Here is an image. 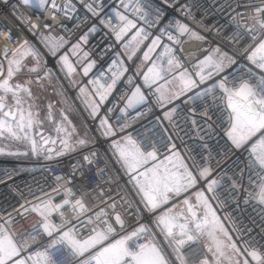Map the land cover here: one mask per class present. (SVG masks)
I'll return each instance as SVG.
<instances>
[{"label":"snow or ice","instance_id":"6c2138e0","mask_svg":"<svg viewBox=\"0 0 264 264\" xmlns=\"http://www.w3.org/2000/svg\"><path fill=\"white\" fill-rule=\"evenodd\" d=\"M2 2L7 4L9 0ZM105 2L64 0L58 4L56 0H18V4L40 11L43 29L66 28L65 21L74 15L80 16L81 9L84 12L81 19L87 27L71 43L64 36L46 35L40 30L41 25L30 26L33 36L56 57V69L48 66L42 52L28 39L15 51L4 50L0 56V144L8 142L5 146L9 149L17 145L24 148L23 151L9 150L7 155H32L49 162H59L65 156L79 153L91 168L95 164L91 156H99L102 142L105 159L114 158L119 165L120 179L127 176L125 184H131L135 191V196L129 193L127 201L120 199L121 210L135 216L136 227L125 231L126 222L121 212L116 211L115 200L119 197L112 195L111 185L115 182L119 190V180L113 181L111 177L100 180L96 185L82 188L77 197L68 185L75 182L76 172L84 165L73 164L69 176L61 173L54 177L55 181L64 182L57 183L51 193H44L47 199L31 193L37 202L18 200V206L11 211L0 206V264H55L51 253L60 247L75 257L66 264H187L185 247L195 244L202 248L201 264H264V243L245 239L246 230L231 215L221 216L219 212L230 197L237 209L252 205V210L264 217V0L259 3L227 0L224 5L235 4L232 19L236 32L232 43L241 34H248L255 39L251 47L238 48L234 53L221 52L219 46L205 49L208 54L190 67L184 66L182 58L177 59L181 37L206 38L180 18L191 15V6L186 0H160L154 11L146 0H117L111 15ZM248 3L254 4L253 16H247L244 11ZM12 7L15 10L17 6ZM43 14H47V19ZM58 17L61 19L57 24ZM101 27L112 33L124 51L114 53L102 70L93 72L97 61L91 59V53L83 45ZM7 39L9 42L16 39L11 30ZM65 45L70 47L58 55ZM141 46V62L133 75L125 79L129 67L122 57L127 54L126 59L131 61ZM157 49L162 51L157 53ZM70 55L76 58L75 63ZM165 57L167 69H162L159 61ZM149 62L147 71L141 73L140 68ZM76 65L81 66L83 77L92 73L86 84L75 79ZM164 70L171 74L170 80L162 75ZM57 73L77 90L76 99L95 130L86 122L83 129L77 127L70 119V110L57 109L51 100L41 106L33 85L52 87L57 96L66 93L63 83L53 86L54 79L60 81ZM20 75L29 79L19 81L16 78ZM106 76L111 81L108 84L101 82ZM136 76H140L142 83H136ZM161 80L165 82L159 83ZM120 85L129 88L130 95L118 108L114 93ZM220 100L227 110L225 151L234 154L235 170L231 166L222 171L215 169L211 151L206 157L201 156L200 162L193 159L189 165L176 141L183 142L180 134L188 136L191 132L201 140L205 136L210 138L214 128L209 123L212 105ZM202 147L209 149L207 143ZM2 154L5 151L0 146ZM255 169H259L255 175L260 180L253 186ZM105 170L98 168L97 175ZM100 184L108 187L89 197V188L98 189ZM59 197H64L62 202L54 203ZM109 206L115 212L113 216L108 214ZM68 209L75 214V222L63 215ZM57 211L65 221L59 226L50 219ZM32 213L41 219L27 231H39L40 235H28L18 242L11 225ZM118 230L124 234L110 240ZM41 236L47 239L42 240ZM140 239L145 242L137 243ZM130 242L134 246L130 247Z\"/></svg>","mask_w":264,"mask_h":264},{"label":"built area","instance_id":"2783aa9c","mask_svg":"<svg viewBox=\"0 0 264 264\" xmlns=\"http://www.w3.org/2000/svg\"><path fill=\"white\" fill-rule=\"evenodd\" d=\"M58 4H63L64 0H56ZM146 3H150L151 9L154 11L157 5L160 3V0H146ZM186 3H189L191 6V15L187 17H180L185 20L187 24L191 26L196 32L200 33L205 40H197L189 38L188 36L181 37L182 44L180 47V52L177 56V59L183 60L185 67H190L191 64L195 63L200 58L204 57L208 53L204 50H212L216 46L220 47L221 52L227 51L229 53H234L238 48L251 47L255 43V39L248 34H241L236 40L235 43H232L233 36L236 32L235 24L233 22V17L235 16V4L231 7H225L227 0H224L223 3H218V0H186ZM256 3H259V0H256ZM117 4V0H106L105 8L108 11V14L111 15V10L114 5ZM12 5H16L14 10ZM254 4L248 3L245 6L244 11L247 16H253L255 13L253 11ZM148 9L146 8L145 11ZM44 19H47V14H43ZM84 15L83 10L81 9L80 16H73V19L65 21L66 28H61L59 26H54L51 30L43 29V20L41 19V14L38 9H34L30 6H24L23 4H18V0H9L7 4L3 3L0 0V28L3 31H0V56L3 55L4 50L10 49L15 51L25 39H28L32 43L36 44L39 50L42 52L43 57L47 61L48 66L56 69V57L51 56L48 53L47 48L40 43L37 37L29 31V28L32 24L41 25V31L46 35L51 34L57 37L64 36L66 39L70 40L71 43H75L79 36L86 30V25L81 19ZM264 16V14H262ZM154 18V17H153ZM58 21L57 24L59 22ZM95 22V21H93ZM163 21H161V27L163 26ZM249 24L254 23V21H248ZM9 30L16 37L15 41L9 42L7 35ZM155 31V30H151ZM147 43V42H146ZM70 45H65L64 48L60 50L58 55L63 54L68 50ZM85 51L91 53V59L97 61V67L93 72H98L102 70L105 65L110 61V58L114 53L123 52L124 49L120 44L116 43L114 37L110 31L101 27L97 32L92 33L89 36V42L86 45H83ZM162 51V49H157V53ZM101 53H104L102 56ZM143 53V46L141 50L137 51L135 56L131 61L126 59V55L122 57L125 60V63L129 67V71L125 73V79L128 76L133 75L136 71V66L140 64L141 57ZM156 53L153 54L155 57ZM220 54L218 53L217 56ZM70 58L75 63V57L70 55ZM165 57L163 60L159 61L162 69H167ZM52 62V63H51ZM150 66V62L144 64L140 68V72H146L147 68ZM6 67V65H5ZM77 74L75 79L81 83H87V80L92 77V73L89 74V77H83L80 73V65H76ZM195 71V70H194ZM60 75V81H65L62 74ZM162 75L166 79H171V74L166 70L162 71ZM136 83H142L140 76L135 77ZM101 82L104 84L110 83V79L106 76L101 78ZM165 81L161 80L159 83L163 84ZM169 87H174V85H169ZM147 92V89H145ZM114 95L118 98V108L122 107L124 100L130 95V89L120 85ZM219 96V93H216ZM77 90L72 87H67V94H65L64 107L70 110V113L73 112V104H77L78 108L81 109L85 118L88 121V126L94 129L93 122L87 118V113L84 112L80 101L76 99ZM226 108L224 102L220 100L218 103L212 105V120L209 123L214 124V128L210 131L209 136H205L204 140L199 139V137L194 133H189L188 136H184L181 133L183 142L177 140L176 143L180 146V151L183 153L185 161L191 165L193 159L197 162H200L201 156H207L208 152L211 151L212 155L215 157L213 166L217 170H225L230 166L234 167V154L230 151H225V146L227 144V138L225 136V131L228 128V121L226 115ZM70 114V116H71ZM111 115V114H110ZM71 119V117H70ZM180 123L184 124V117L181 114ZM187 130V125H184ZM201 135H204L202 132ZM207 143L209 149L205 150L202 145ZM101 151L99 156L92 155L91 158L95 161V164L89 168L85 161L80 158V154H72L65 156L59 162L56 161H46L43 157L37 159L34 156L33 159L28 160L24 159L17 155L6 156V154L0 155V206L7 208L9 211L17 205V201L20 203L24 202V199H32L33 203L37 202L31 195L35 193L36 196L40 199H47V196L44 193H51L52 188L57 183H63L64 181H55L54 177L63 173L65 177L69 176L72 171V165L80 166L84 165L81 171H77L75 174V182L69 184L68 187L72 188L73 192L77 194V197L80 196V190L91 185H96L98 181L105 180L107 181L109 177L113 181L119 180L120 188L117 190L116 183H112L111 190L112 195L117 196L115 200L116 211H120L123 219L126 222L125 231H131L136 227V218L131 213H125L121 210V199L127 201L130 196H135V191L132 189L131 184H125L127 181V176H123L120 179L121 173L119 172V165L115 164L114 158L110 160L105 159V154L103 152V144L99 145ZM111 157V153L108 154ZM106 169L102 174L97 175V169ZM28 169H35L34 171H28ZM259 169L253 170L252 175V185L256 186L259 183L260 178L255 175ZM231 175V173H229ZM247 180V175L245 176ZM108 185L100 184L98 189L92 190L89 188V197H95L96 192L100 189L107 188ZM43 189V193L41 192ZM251 190V189H250ZM226 191V189H225ZM54 194V193H53ZM221 199H224L223 193L220 194ZM64 197H59L54 200V203H61ZM107 199V197H106ZM138 199V197H136ZM93 203H98V201L93 200ZM111 203V201H109ZM239 203V201H237ZM101 207L105 205L101 204ZM127 205H125L126 207ZM109 216L115 214L114 210L109 206L108 207ZM187 212L186 208H183ZM220 215H231L232 219L236 221L237 225L244 228L246 231L244 233V238H252L258 243H264V217H261L258 211L252 210V205H249L245 208L243 205L239 209L231 202V198H227V203L219 209ZM15 214V213H13ZM63 215L67 218L68 221L75 222L76 216L68 209L64 211ZM40 216L36 213L30 214L27 219H20L19 222L13 223L11 225V230L15 233L16 239L18 242H22L23 239L28 236H39V231L28 232L33 224L40 221ZM52 223L57 226L65 223L61 219V213L59 211L53 213L50 217ZM147 216H145V220ZM144 222V221H141ZM89 228L92 225H88ZM78 230V234H79ZM123 232L118 230L117 235L111 237L110 240L118 239ZM42 240H46V236H41ZM144 239H140L137 243H144ZM130 247L134 246L131 242ZM51 255L55 257V264H66L67 261L74 260L75 257L70 252H65L63 247L58 248L56 251L52 252ZM211 254H209L210 256ZM185 256L187 264H201V260L204 259L202 255V248L199 244L190 245L185 247Z\"/></svg>","mask_w":264,"mask_h":264},{"label":"rangeland","instance_id":"374dc122","mask_svg":"<svg viewBox=\"0 0 264 264\" xmlns=\"http://www.w3.org/2000/svg\"><path fill=\"white\" fill-rule=\"evenodd\" d=\"M45 59V58H44ZM29 63H31V61L29 60ZM17 80L19 81H24V80H27L29 79L28 76L26 75H20L16 78ZM59 83H61L60 81L57 82L55 79L53 80V86L55 87H59ZM32 90L33 92L39 97V103L41 104V106L43 107L44 105H46V103L51 100L55 105H56V108L59 109L61 107H64V103L63 101L65 102V95L63 96H57L54 94L53 92V88L52 87H48L46 89L44 88H40L36 85H33L32 86ZM67 94V91L66 93ZM73 112L71 114V120L73 121V123L83 129L84 125H85V122L87 123L88 125V121L87 119L85 118L84 114L82 113L81 109L78 108L77 104H73ZM43 114V113H42ZM53 135H55V133H53ZM8 142H4V144H0V146H3L4 147V151H5V154L9 151V150H12V151H15L16 148H19V150L23 151L24 148L23 146L21 145H17L16 148H12V149H9L8 147H6L5 145L7 144ZM6 156H10V155H7ZM24 159H28V160H31L34 158V156L30 155V156H20ZM183 207V206H181Z\"/></svg>","mask_w":264,"mask_h":264},{"label":"crops","instance_id":"0c3cea01","mask_svg":"<svg viewBox=\"0 0 264 264\" xmlns=\"http://www.w3.org/2000/svg\"><path fill=\"white\" fill-rule=\"evenodd\" d=\"M61 83H63V86H64V88L66 89V91H67V87H70L69 85H68V82H67V80H65V81H60Z\"/></svg>","mask_w":264,"mask_h":264},{"label":"bare ground","instance_id":"6f19581e","mask_svg":"<svg viewBox=\"0 0 264 264\" xmlns=\"http://www.w3.org/2000/svg\"><path fill=\"white\" fill-rule=\"evenodd\" d=\"M71 59V58H70ZM52 63V62H51Z\"/></svg>","mask_w":264,"mask_h":264}]
</instances>
